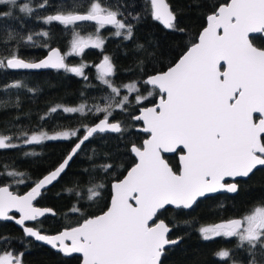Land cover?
I'll list each match as a JSON object with an SVG mask.
<instances>
[{
  "label": "snow or ice",
  "instance_id": "obj_1",
  "mask_svg": "<svg viewBox=\"0 0 264 264\" xmlns=\"http://www.w3.org/2000/svg\"><path fill=\"white\" fill-rule=\"evenodd\" d=\"M148 3L153 20L167 29L184 31L177 27V16L167 0H148ZM0 5L15 7L17 0H0ZM48 6L49 0L37 5ZM81 6L76 4L71 6L72 10H64L61 4L54 14L42 18L45 24L58 22L71 32L69 51L62 53L50 47L48 55L38 61H26L13 51L10 56H0V69H63L87 80L84 70L89 65L81 61L78 66H69L67 57L82 56L87 48L102 51L106 41L101 30L107 26L115 29L111 35L131 40L133 25L120 19L124 13L119 6L114 10L101 0H91L85 12L75 10ZM212 7L197 39L164 71L148 75L142 81L116 86L111 80L115 69L109 55L104 54L98 64L92 65L96 78L110 90L102 97L103 105H56L45 114L50 116L58 110L81 116L103 114L98 122L81 125L82 136L80 128L53 134L43 130L31 134L21 131L16 137L0 134V149L18 147L12 142L14 138H22L29 145L45 140L76 138L77 141L62 162L36 180L23 195L10 188L13 183H25L22 178L25 174L5 166L0 176L13 179L0 185V221L14 220L26 237L44 242L65 256L79 253L82 264H162L166 246L176 245L179 240L168 238L171 229L163 219H158L161 210L169 205L190 209L198 199L210 194L236 193L238 184L226 182L227 178L235 181L237 177H248L258 166H264V46L253 41L254 34H261L258 38L264 45V0H223ZM19 11L30 15L34 9L24 3L19 5ZM12 14L11 10L0 9V17ZM86 22L93 24L95 30L82 35L79 26ZM38 35L48 37L49 32ZM15 38L13 33H8V40ZM32 39V35L27 36L28 41ZM137 48L147 53L144 45ZM141 83L150 86L146 95L141 93ZM24 86L16 81L6 87ZM122 89L127 94L122 95ZM153 96L158 98L144 106ZM130 97L139 106L138 113L130 115V119L134 123L142 122L136 130L146 134V138L139 145L131 144L129 152L134 162L123 179L112 182L107 209L99 215L85 216L74 204L69 211L82 216L81 222L54 235L27 226V221L55 214L50 208L37 207L34 201L42 189L61 176L85 142L97 133L126 131L120 121L112 122L110 117L117 109L127 112L132 104ZM165 153H179L176 169L165 159ZM100 167L107 172L113 165ZM103 187V184L88 187L87 200L99 197V189ZM76 195L82 196L79 191ZM13 211L19 213L18 218L10 215ZM198 231L205 241L216 237L236 238V248L247 253L248 264H259L257 256L264 257V204L240 218L201 226ZM23 255V252L0 251V264H23ZM215 255L220 260H231V264H243L232 259L229 249H221Z\"/></svg>",
  "mask_w": 264,
  "mask_h": 264
},
{
  "label": "trees",
  "instance_id": "obj_2",
  "mask_svg": "<svg viewBox=\"0 0 264 264\" xmlns=\"http://www.w3.org/2000/svg\"><path fill=\"white\" fill-rule=\"evenodd\" d=\"M177 16V27L183 32L167 29L159 21L153 20L148 0H101L105 5L124 13L120 19L133 25V38L124 40L111 35L113 28L107 26L101 34L105 38L102 51L87 48L82 56H68L66 63L78 66L81 61L89 65L83 77L68 73L63 69H46L40 71L0 69V134L16 137L21 131L29 134L40 130L56 132L80 128L81 125L93 124L99 117L89 114L64 113L58 110L45 116L49 109L56 105L75 107L82 103L87 105L101 104L102 97L110 90L96 78V69L92 67L109 55L114 65L115 74L111 80L116 86L129 81H142L150 74L166 69L174 63L194 42L200 29L205 25L206 14L223 0H167ZM42 0H17V6L0 5L3 11H12L10 17H0V56H10L15 51L27 60L41 58L51 46H58L63 52L67 50L71 32L58 22L43 23V17L54 14L59 5L64 10H72L71 6L79 4L75 9L85 12L91 0H49L48 7L38 8ZM28 3L34 9L32 14L19 11V5ZM138 17V19H135ZM82 34L94 32V25L83 23L79 26ZM48 31L49 36L38 35ZM15 39L8 40V33ZM32 35V41L27 36ZM255 34L253 41L257 46H264ZM147 50H138V45ZM140 61H143L141 64ZM16 81L24 87L8 88ZM141 93L145 94L149 86L140 84ZM34 89V91H28ZM122 90L121 94L123 95ZM157 96L149 98L144 106L150 105ZM139 106L132 104L128 111L119 109L113 112L111 121H120L126 129L123 133H97L85 142L75 155L66 171L49 188L45 189L36 204L50 207L54 215L45 214L31 224L45 233H54L62 228L81 222L82 216L73 214L69 209L75 204L81 208L85 216L96 215L106 209L111 195V182L120 179L134 162L129 152L132 143L139 145L146 134L136 130L141 122H133L130 115L138 113ZM41 117H45L41 119ZM15 139V138H14ZM76 138L69 140H45L39 144L16 143L18 147L0 149V173L5 166L24 173L23 184H12L11 189L17 193L24 192L43 174L55 167L66 155ZM28 153V155H26ZM170 165L173 164L166 157ZM112 164L107 172L100 167ZM174 168V167H173ZM12 177L0 176V185L12 182ZM93 184H103L99 189L100 196L93 201L87 200V188ZM73 189L69 193L67 189ZM76 191L81 192L78 197ZM264 204V166L253 171L247 180L240 183L235 194L217 193L199 199L190 209L166 207L158 213V218L165 220L171 227L170 238H180L176 245L166 247L162 256V264H231V260H220L215 253L221 249L232 250V259L248 264L249 257L243 250L237 249L236 238L216 237L205 241L198 231L205 224L215 223L242 217L255 206ZM7 238V240L3 238ZM23 252V264H79L76 254L63 256L60 252L26 237L23 230L13 221H0V251ZM259 264H264V257L257 256Z\"/></svg>",
  "mask_w": 264,
  "mask_h": 264
},
{
  "label": "water",
  "instance_id": "obj_3",
  "mask_svg": "<svg viewBox=\"0 0 264 264\" xmlns=\"http://www.w3.org/2000/svg\"><path fill=\"white\" fill-rule=\"evenodd\" d=\"M167 2H168V1H167ZM206 23H207V21L205 20V25H204L203 27L206 26ZM160 24H161V23H160ZM161 25L164 26L163 24H161ZM203 27L200 29L199 33L202 31ZM199 33H198V35H199ZM198 35H197V37H198ZM254 35H255V34H254ZM196 39H197V38H196ZM51 48H58V49H60L58 46H51ZM60 50H61V49H60ZM186 50H187V48H186ZM186 50H185V51H186ZM48 51H49V48L47 49L46 53H45L41 58L36 59V60H27V59H25V58H23V59H25L26 61H38V60H40V59H44V58L48 55ZM185 51H184V52H185ZM61 52L64 53L62 50H61ZM182 54H183V53H182ZM182 54H181V55H182ZM179 57H180V56H179ZM179 57L177 58V60L179 59ZM21 58H22V57H21ZM101 60H102V59H101ZM101 60H99V62H100ZM99 62H98V63H99ZM98 63H97V64H98ZM47 69H52V68H47ZM166 69H167V68H166ZM166 69H164V70H166ZM13 70L40 71V70H46V69H39V70H36V69H13ZM164 70H162V71H164ZM153 74H154V73H153ZM150 75H152V74H150ZM145 78H146V77H145ZM157 98H158V97H157ZM147 106H149V105H147ZM102 118H103V117H102ZM96 122H98V120H97ZM96 122H95V123H96ZM112 122H115V121H112ZM141 123H142V122H141ZM93 124H94V123H93ZM141 126H142V124H141ZM139 127H140V126H139ZM83 134H84V132L81 134V136H82ZM145 138H146V137H145ZM76 142H77V141H75V143H76ZM75 143H74V144H75ZM74 144L71 146V148L74 146ZM130 147H131V146H130ZM71 148H70L69 151L66 153V155L63 157V159H64V158L68 155V153L71 151ZM166 154H170V153H165V154H164V157H165ZM74 157H75V156H74ZM74 157H73V158H74ZM63 159H62V160H63ZM165 159H166V158H165ZM62 160H61L59 163H61ZM166 160H167V159H166ZM71 161H72V160H71ZM71 161L69 162V164L71 163ZM59 163H58V164H59ZM58 164H57L56 166H58ZM56 166H55V167H56ZM68 166H69V165H68ZM68 166H67V167H68ZM55 167H53L52 169H50L49 171H47V172H46L45 174H43L40 178H42L44 175H47V174H48L50 171H52ZM67 167H66V169H67ZM130 167H131V166H130ZM130 167H129V168H130ZM258 167H261V166H258ZM258 167H257V168H258ZM66 169H65V171H66ZM254 170H255V169H254ZM254 170H253V171H254ZM65 171H64V172H65ZM64 172H63V173H64ZM63 173H62V174H63ZM62 174H61V175H62ZM124 175H126V172L124 173ZM124 175H123V176H124ZM123 176H122L120 179H123ZM40 178H39V179H40ZM237 178H246V177H237ZM58 179H59V178H58ZM58 179H57V180H58ZM231 179H232V178H231ZM57 180H56V181H57ZM117 180H118V179H117ZM56 181H53L50 185H47L45 189H47V188H49L50 186H52ZM113 181H114V180H113ZM113 181H112V182H113ZM112 182H111V184H112ZM232 182H235V181H231V182H228V183H232ZM235 183H236V182H235ZM2 185H5V184H2ZM32 186H33V184H32L31 186H29L24 192H21V193H17V192H16V193H17V194H20V195H23L24 193H26L27 191H29L30 188H31ZM110 188H111V185H110ZM45 189H42V192H43ZM10 190H12V189L10 188ZM12 191H13V190H12ZM14 192H15V191H14ZM42 192H41V194H42ZM218 193H220V192H218ZM227 193H228V192H227ZM111 194H112V192H111ZM214 194H217V193H213V194H210V195H214ZM229 194H235V193H229ZM210 195H209V196H210ZM39 197H40V196H39ZM39 197H38V198H39ZM38 198H37V199H38ZM202 198H204V197H202ZM37 199H36V200H37ZM200 199H201V198H200ZM198 200H199V199H198ZM198 200H197V201H198ZM110 202H111V195H110V198H109L108 205H110ZM34 203H35V205H36L37 207H41V208H50V207H45V206L37 205V204H36V201H34ZM166 207H172V208H175V206H172V205H169V206H166ZM50 209H52V208H50ZM106 209H107V207H106ZM106 209H105V210H106ZM52 210H53V209H52ZM105 210H104V211H105ZM53 213H55L54 210H53ZM48 214H51V213H48ZM99 214H101V212L98 213V214H96V215H99ZM10 215H14V216H16L17 218L19 217V213L15 212V211H13L12 213H10ZM51 215H53V214H51ZM40 218H42V217H39L38 219H40ZM236 218H240V217H236ZM158 219H161V218H158ZM227 220H228V219H227ZM164 221H165V220H164ZM221 221H225V220H220V221H217V222H215V223H219V222H221ZM13 222L15 223L14 220H13ZM32 222H34V221H27V222H26V225H27V226H30V227H35V226H33V225L31 224ZM165 223H166V222H165ZM15 224H16V223H15ZM166 224H167V223H166ZM16 225H17V224H16ZM17 226L21 228V226H19V225H17ZM73 226H76V225H73ZM70 227H72V226H70ZM169 227H170V226H169ZM35 228H36V227H35ZM65 228H67V227H65ZM21 229H22V228H21ZM63 229H64V228H62L61 230H63ZM170 229H171V227H170ZM61 230H59V231H61ZM59 231L54 232V233H45V232H43V234L54 235V234H57ZM168 235H169V233H168ZM168 238H169V237H168ZM33 239H34V238H33ZM169 239H178V240H180V238H169ZM34 240H35V239H34ZM35 241H36V240H35ZM37 242H40V243H42V244H44V245H46V246H48V247H51L50 245H47V244H45L44 242H41V241H37ZM168 246H169V245H168ZM166 247H167V246H166ZM51 248H52V247H51ZM52 249H53V248H52ZM54 250H56V249H54ZM56 251H58V250H56ZM58 252H59V251H58ZM60 253H61V252H60ZM61 254H62L63 256H65L63 253H61ZM74 254H76V255H78V256L80 257V262H79V264H82V257H81V255H80L79 253H74ZM74 254H72V255H74ZM70 256H71V255H70Z\"/></svg>",
  "mask_w": 264,
  "mask_h": 264
},
{
  "label": "flooded vegetation",
  "instance_id": "obj_4",
  "mask_svg": "<svg viewBox=\"0 0 264 264\" xmlns=\"http://www.w3.org/2000/svg\"><path fill=\"white\" fill-rule=\"evenodd\" d=\"M113 28V27H112ZM102 31V30H101ZM150 87V86H149ZM157 99V97L155 98V100ZM178 156H179V153H170V154H166L165 155V158L166 157H168V159H170L171 160V162H172V164H173V167H174V169H176L177 167H178ZM167 159V158H166ZM168 161V160H167ZM252 174V173H251ZM250 174V175H251ZM249 175V176H250ZM249 176L248 177H246V178H235V182L238 184V189H239V185H240V183L242 182V181H244V180H247L248 178H249ZM231 181H233V179H231V178H227V180H226V182H231ZM221 193H227V192H221ZM227 194H229V193H227ZM168 237H169V235H168ZM170 238V237H169Z\"/></svg>",
  "mask_w": 264,
  "mask_h": 264
},
{
  "label": "rangeland",
  "instance_id": "obj_5",
  "mask_svg": "<svg viewBox=\"0 0 264 264\" xmlns=\"http://www.w3.org/2000/svg\"><path fill=\"white\" fill-rule=\"evenodd\" d=\"M115 31V29L113 28V32ZM92 33V32H91ZM82 34V33H81ZM87 34H89V33H86V34H82V35H87ZM102 35V34H101ZM69 47H70V44H69V46H68V48H67V50H65L64 51V53H66L67 51H69ZM70 66V65H69ZM72 66H74V65H72ZM130 82H132V81H129V82H126V83H124V84H127V83H130ZM123 85V84H122ZM123 91H124V93H123V95L124 94H127V90L126 89H122ZM149 90V89H148ZM147 94V92L145 93V95ZM130 100H133V97H130ZM49 134H53L54 132H48ZM13 143H23L22 142V138L21 139H13V141H12ZM210 224H212V223H210ZM205 225H208V224H205ZM205 225H202V226H205ZM201 227V226H200Z\"/></svg>",
  "mask_w": 264,
  "mask_h": 264
}]
</instances>
